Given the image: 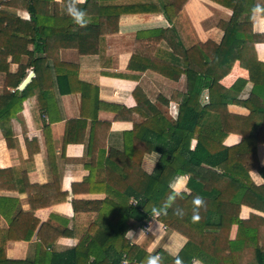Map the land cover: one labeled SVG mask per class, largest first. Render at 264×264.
<instances>
[{
    "label": "crops",
    "instance_id": "0c3cea01",
    "mask_svg": "<svg viewBox=\"0 0 264 264\" xmlns=\"http://www.w3.org/2000/svg\"><path fill=\"white\" fill-rule=\"evenodd\" d=\"M86 1L0 0V49L11 51H0V96L8 74L26 68L19 84L23 90L21 85L31 74L27 85L36 78L32 65L39 70L38 84L11 121L10 146L0 128V264H70L69 252L78 245L96 216L93 211L105 198V175L97 165L112 153L124 152L126 136L136 127L142 129L149 118L161 115L164 121L152 120L149 127L129 139L136 158L145 152L142 169L148 174L154 171L169 133L165 123H176L188 79L185 74L176 79V70L166 67L183 69L181 58L167 57L172 50L165 40L146 53L151 43L140 42L139 56L145 54L149 59L140 56L136 68L130 69L138 32L175 28L184 52L199 57V68L205 71L209 62L219 59L217 46L226 32L220 24L230 23L234 15L228 5L238 6L237 30L244 41L235 44L234 38V47H248V52L243 65L235 62L220 81L231 101L228 112L247 118L250 109L238 101L251 96L253 80H264V0H241L242 5L240 0H222L225 6L212 0H188L172 24L162 13L124 15L117 34L104 37L100 47L89 45L88 50H96L95 54L81 55L77 35L81 31L68 24L81 17ZM249 12L250 21L246 20ZM83 13L90 24L96 16L95 0ZM199 44L205 48L197 53ZM150 60L153 68L142 70ZM256 61L263 66L258 67ZM246 67L253 68L252 79ZM238 81L237 89L232 90ZM16 82V78L11 80L10 93L15 92ZM200 102L209 104L208 89L202 92ZM241 141V135L230 134L223 145L234 147ZM196 144L193 140L190 150ZM258 159L264 166V145L258 147ZM91 169L95 177L87 181ZM250 176L257 187L264 186L257 171ZM188 180L189 175L178 176L170 187L176 193L189 194ZM251 215L264 217L262 212L242 206L240 219L248 220ZM156 217L130 230L126 238L149 254L163 250L177 256L187 238L168 230ZM237 233L238 226H232L228 240L235 242ZM192 264L204 263L194 260Z\"/></svg>",
    "mask_w": 264,
    "mask_h": 264
},
{
    "label": "trees",
    "instance_id": "16d2710c",
    "mask_svg": "<svg viewBox=\"0 0 264 264\" xmlns=\"http://www.w3.org/2000/svg\"><path fill=\"white\" fill-rule=\"evenodd\" d=\"M187 1L95 0L96 16L88 24L84 20L87 15L84 16L83 12L89 9L93 0H87L81 6V17L74 23L70 20L68 27L74 26L75 30L81 31L77 34L81 39L79 53L93 55L96 50H88L89 45L95 43L100 47L104 37L117 34L121 16L162 13L172 24ZM212 1L224 4L222 0ZM239 4L242 5L241 0ZM228 6L234 15L230 23L220 24L226 32L222 43L217 46L219 59L209 62L205 71L199 68V57H193L189 51L184 52L183 42L175 28L137 33L129 68H136L140 56L143 60L149 59L145 54L139 56L140 42L151 43L144 50L146 53L153 52L155 46L165 40L172 50L167 57L175 61L181 58L183 69L166 67L176 70V79L182 74L187 76V95L180 104L176 123L172 125L165 121L169 133L164 137L160 159L151 174L142 169L145 152L136 158L129 139L149 127L152 120L164 121L161 115L156 119L149 118L150 122L142 129L134 128L126 136L124 152L112 153L97 165L105 175L102 181L105 198L93 211L96 216L78 245L69 252L67 261L70 260V264H192L194 260L204 264H264V217L251 215L248 220L240 219L242 206L264 214V186L257 187L250 176L255 170L264 180V166L258 159V147L264 145V80L262 75V80H253L251 96L246 101H238L250 109L247 118L228 112L231 101L220 81L230 73L235 62L240 61L243 65L244 55L248 52V47H234V38L235 44L244 40L237 30L240 28L239 7ZM247 14L246 20L250 21L252 12ZM204 48L199 44L196 52ZM2 52L9 54L11 51L6 49ZM15 56L18 59L19 54ZM151 60L141 69L153 68ZM255 63L258 64L257 61ZM259 64L258 67L263 66ZM32 66L36 78L29 85L19 90L26 70L24 67L16 75H7L4 93L0 96V128L9 146L11 121L22 111L24 102L38 84V66ZM247 69L252 79L253 68ZM161 74L169 76L166 72ZM15 78V92L10 93L8 87L13 85L11 80ZM238 83L232 90L237 89ZM206 89L209 91V104L202 106L201 94ZM230 134L241 135V143L234 147L224 146ZM193 140L197 144L192 151ZM67 144L65 141L64 146ZM93 172L91 169L92 177L87 181L95 177ZM185 175H189L187 188L190 193L174 192L170 187L172 181ZM155 216L168 230L187 238L186 245L177 256L163 250L149 254L126 238L130 230L143 227ZM234 225L238 226L237 239L230 242L228 236Z\"/></svg>",
    "mask_w": 264,
    "mask_h": 264
},
{
    "label": "water",
    "instance_id": "95a60500",
    "mask_svg": "<svg viewBox=\"0 0 264 264\" xmlns=\"http://www.w3.org/2000/svg\"><path fill=\"white\" fill-rule=\"evenodd\" d=\"M33 77V74H31L24 82L23 84L21 85V89L25 88L26 85L30 82V80L32 79Z\"/></svg>",
    "mask_w": 264,
    "mask_h": 264
},
{
    "label": "built area",
    "instance_id": "2783aa9c",
    "mask_svg": "<svg viewBox=\"0 0 264 264\" xmlns=\"http://www.w3.org/2000/svg\"><path fill=\"white\" fill-rule=\"evenodd\" d=\"M133 204H136V201H133ZM124 264H126V263H124Z\"/></svg>",
    "mask_w": 264,
    "mask_h": 264
}]
</instances>
